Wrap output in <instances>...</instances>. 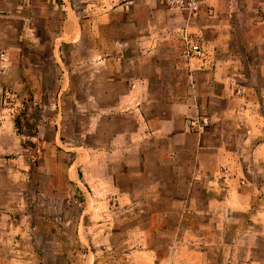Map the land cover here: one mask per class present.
Wrapping results in <instances>:
<instances>
[{
    "label": "crops",
    "instance_id": "obj_1",
    "mask_svg": "<svg viewBox=\"0 0 264 264\" xmlns=\"http://www.w3.org/2000/svg\"><path fill=\"white\" fill-rule=\"evenodd\" d=\"M184 30L202 57L184 55ZM34 49L55 78L27 142L17 102L50 80L27 63ZM9 174L78 207L72 264H264V0H207L197 15L161 0H0Z\"/></svg>",
    "mask_w": 264,
    "mask_h": 264
},
{
    "label": "rangeland",
    "instance_id": "obj_2",
    "mask_svg": "<svg viewBox=\"0 0 264 264\" xmlns=\"http://www.w3.org/2000/svg\"><path fill=\"white\" fill-rule=\"evenodd\" d=\"M42 38L47 42L46 34H42ZM33 51L27 63L42 65L40 69L43 71L41 72L45 73L50 80L46 84L47 92L41 100L17 102L16 124L18 132L26 137L27 142L33 135H38L36 128L41 112L45 109V114L49 115L52 81L55 78L53 64L47 59L49 50L34 49ZM33 70L38 72L39 68ZM77 86L79 90L84 87V85ZM66 105L68 110L71 109L70 100ZM84 118H86L84 115H78L77 119L68 116L66 118L67 129L76 127L77 121ZM66 132L69 135L76 133L70 130ZM37 165L42 171L44 181L48 184L50 177L48 166L42 159L39 164L37 161ZM21 173L20 177H23L24 173L23 176ZM4 174L6 171L3 172ZM33 175L36 178L38 172H34ZM2 179L0 182V264H72L70 259L65 258V255L72 252L78 254L83 251L74 242L78 207H71L65 201L54 199L48 190L44 191L41 196L39 189H45L46 184L45 187L34 183L26 184L20 178V180L12 179L10 174L9 177ZM62 250H64L63 254H61Z\"/></svg>",
    "mask_w": 264,
    "mask_h": 264
},
{
    "label": "built area",
    "instance_id": "obj_3",
    "mask_svg": "<svg viewBox=\"0 0 264 264\" xmlns=\"http://www.w3.org/2000/svg\"><path fill=\"white\" fill-rule=\"evenodd\" d=\"M169 7L187 12L191 15L200 13L207 0H161ZM209 15L214 14L213 9L208 10ZM183 52L188 58H200L204 55L203 43L193 33L184 30L182 33Z\"/></svg>",
    "mask_w": 264,
    "mask_h": 264
}]
</instances>
